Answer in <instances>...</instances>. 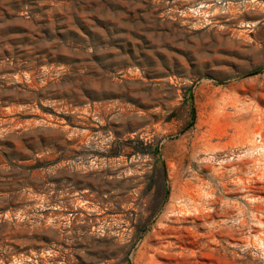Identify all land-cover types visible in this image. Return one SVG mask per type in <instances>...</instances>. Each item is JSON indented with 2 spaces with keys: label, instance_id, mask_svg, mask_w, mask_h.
Instances as JSON below:
<instances>
[{
  "label": "rangeland",
  "instance_id": "rangeland-1",
  "mask_svg": "<svg viewBox=\"0 0 264 264\" xmlns=\"http://www.w3.org/2000/svg\"><path fill=\"white\" fill-rule=\"evenodd\" d=\"M0 264H264V0H0Z\"/></svg>",
  "mask_w": 264,
  "mask_h": 264
},
{
  "label": "bare ground",
  "instance_id": "bare-ground-1",
  "mask_svg": "<svg viewBox=\"0 0 264 264\" xmlns=\"http://www.w3.org/2000/svg\"><path fill=\"white\" fill-rule=\"evenodd\" d=\"M204 2H205V1H204ZM204 2H203V3H204ZM229 10H232V12H235V13L237 12V10H236L235 8L231 7V6L229 7ZM229 10H228V11H229Z\"/></svg>",
  "mask_w": 264,
  "mask_h": 264
}]
</instances>
